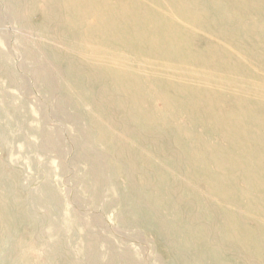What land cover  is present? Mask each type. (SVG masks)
Returning <instances> with one entry per match:
<instances>
[{"label":"rangeland","instance_id":"374dc122","mask_svg":"<svg viewBox=\"0 0 264 264\" xmlns=\"http://www.w3.org/2000/svg\"><path fill=\"white\" fill-rule=\"evenodd\" d=\"M135 3L126 18L142 13L138 3L151 5L149 0ZM160 12L167 17L173 14L165 5ZM12 14L20 15V21L14 20ZM42 17L41 10L31 7L26 0L13 5L0 0V264H194L191 250H183L180 244L182 234L195 229L209 240L213 237L211 241L216 243L228 241L218 255L221 264H264V181L261 186H247L245 180L249 176L239 172L235 174L236 180L230 179L232 174L225 169V162L230 164L229 160L223 159L224 163L219 164L216 157V153L224 154L228 150L229 144L223 137L226 132L212 128L217 137L210 136L211 127L198 119V127H193L190 119L178 115L175 103L185 99L177 92L176 97L163 100L168 125L177 128L171 136L170 156L152 138L154 163L147 160L141 174L133 175L129 164L126 161L119 164L105 145L86 144L84 134L94 130L87 118L94 117H91V106L83 105L80 98L86 93L91 97L94 91L70 88L64 76V70H75L81 71L78 75L84 77L82 72L88 71L85 67L101 64L131 69V65H145L147 70L142 72L148 76L170 74L167 77L179 79V74L188 71L205 73L199 65L208 64L193 65L170 55L143 53L135 40L143 41L147 32L131 35L125 47L113 42L109 33L99 43L86 45L83 39L73 46L65 36L56 37L51 24L43 22ZM230 25L231 33L240 38L242 45L233 48L227 42L230 48L216 58L219 63L211 65H227L222 71L225 80L232 77L234 67L245 65L248 71L246 74L235 72V80L253 83L256 78L252 75V65H262V49L258 43L262 40L253 37L250 41L244 35V27L252 26L255 35L263 34L264 17L247 12L239 23L230 22ZM125 27L121 31L126 35L136 31L131 21L121 29ZM207 38L224 48L225 39L221 41L217 35ZM157 39L161 46L158 35ZM149 41L150 37L146 42ZM205 42L199 38L193 44L202 50L207 45ZM102 84L94 94L104 103L102 110H110L116 101L103 99L106 87ZM227 99L229 96L224 95L223 101ZM242 112L240 109L237 114L236 109V119L242 118ZM257 112L255 120L260 116ZM260 129H263L259 137L264 148V125ZM44 135L50 137L46 147L41 146ZM200 142L206 145L199 146ZM245 146L239 158L244 157ZM262 152L264 156V149ZM186 159H191L195 167H189L182 185L176 180L185 174L181 167ZM260 164L264 168V163ZM118 170L120 176L116 175ZM97 172L103 182L101 190L90 175ZM121 181L127 187L119 192L115 189ZM127 194L138 199L134 200L133 208L123 203ZM193 205L192 214L183 210L186 215L180 221L175 213L178 206L185 209ZM224 210L225 217L235 223V232L232 236L223 232L215 240L214 230L220 228L219 215L223 217ZM142 214H150L153 219L144 221L138 216ZM154 221L172 225L168 228L176 239L168 241H176L178 252L167 249ZM191 247L203 246L195 242ZM178 257L184 260L174 262ZM207 258L203 264H212V257Z\"/></svg>","mask_w":264,"mask_h":264},{"label":"bare ground","instance_id":"6f19581e","mask_svg":"<svg viewBox=\"0 0 264 264\" xmlns=\"http://www.w3.org/2000/svg\"><path fill=\"white\" fill-rule=\"evenodd\" d=\"M7 1L13 5L19 0ZM135 1L139 2L140 0H26L31 7L41 10L42 21L51 24L56 37L65 36L73 46L82 42L83 39L86 41L84 42L86 45L88 43H99L101 37L105 33H109L112 35L113 42L120 47H125L129 44L131 35L134 37L147 32L148 34L144 35L143 41L135 40L138 49H141L143 53L152 54L153 56L170 55L179 62L187 61L193 65L198 63L208 64L199 65V69L205 70V73L188 71L179 74V79H174V76L167 77L170 74H166L164 77L148 76L142 72L147 70L145 65H131L132 69L102 64L96 67H85L88 68V71L82 72L84 77L78 75L81 71L64 70V76L68 79L66 83L70 88H75L78 91L93 90L94 93H98L99 85L102 82V86L106 87L103 99L116 101L112 109L103 111L102 108H105L104 103L101 104L94 93L91 97L88 93L85 97L81 96L80 100H83V105L86 103L91 106V117H94V119L87 118L95 133L88 130L84 134L86 144L105 145L108 153L119 160V164L121 161H126L132 174L140 175L147 160L154 163L151 152L152 138L162 152H167L169 156L171 154L169 144L172 140L171 136L177 128L174 126L169 127L167 122L169 116L166 120L168 113L163 108L166 107L163 100L168 97H176V93L179 92L185 100L175 103L178 105L176 108L178 115L181 114L188 120L190 119L193 127H198L197 119L200 123L211 127L210 129L206 127L211 133L210 136L217 137L211 130L212 128L227 133L223 137L226 139V143L229 144L228 150H225L224 154L223 152L221 154L216 153V157H218L219 164L224 163L223 159L229 160L230 164L225 162V169L228 174H232L230 179L236 180L237 175L235 174L237 172L246 173L249 176L245 180L247 186H261L262 180L264 181V168L260 163H264L262 154L264 148L259 132L263 130L260 129V126L264 125V74L261 71L264 70V37H262L264 33H258V36L252 32V26L244 27V35L250 41L253 37L258 41L262 40V44L257 41L262 49V65H252V75L256 78L253 83L250 81L242 83L235 80V72L246 74L248 68L245 65L234 67L235 71L232 77L225 80L222 71L226 69L227 65L211 64L219 63L216 58L230 48L227 42H231L233 48L242 45L240 38L231 33L233 29L230 22L239 23L241 16L247 12H250L253 16L264 17V0H149L151 2L150 6L138 3L142 13L137 12L136 16L126 18L132 12V4H137ZM164 5L170 7L173 13L172 16L167 17L160 12L163 10ZM12 18L19 22L21 16L12 14ZM129 21L135 25L136 31L134 30L131 34L126 35L121 30L125 31L127 27L121 29V26ZM157 35L162 43L161 46L157 44L159 41ZM211 35H217V39L221 41L225 39L226 41L223 42L224 48L218 42L207 38ZM148 37H150V41L147 43ZM199 38L204 39L205 44H207L202 50H197L193 44ZM134 68L141 71H136ZM201 80H205L206 83ZM220 86H223V88H220ZM224 95H228L229 100L223 101ZM236 109L237 114L240 113V109L243 110L241 119H236V116H234L236 115ZM258 110L260 112H257ZM100 111L103 112L99 114ZM256 112L260 113L258 120H255L254 117ZM254 121L255 124L253 125ZM130 131L132 132L131 135ZM134 134L137 135V138L133 137ZM44 136L42 147H46L50 139L49 136ZM205 145L202 142L199 143V146L204 147ZM244 146L246 149L245 154L243 153L244 157L239 158L240 151ZM256 147L259 150H256ZM194 154L199 155L195 151ZM200 157L202 156L200 155ZM184 162L182 161L181 169L185 174L179 175L176 180L182 185H185L186 179H183V177L188 175L189 167L191 165L195 167L191 159H186ZM164 166L165 164L162 167L164 168ZM90 175L99 185L98 189L101 190L103 182L100 179V172L90 173ZM116 175L120 176L121 172L116 171ZM148 178L153 181L151 177ZM160 178L163 180L165 177ZM117 179L115 178V180ZM124 186L127 187L126 183L121 181L120 187H116L115 190L120 192ZM180 187L179 185L177 188ZM152 194L151 192L150 195ZM136 199L133 195L127 194L123 197V203H127L128 206L130 205L133 208ZM178 208L175 213L181 221L183 220L182 217L186 215L182 211H188L187 214L191 215L190 211L193 210L194 205L185 209H180L179 206ZM214 212L220 214V212ZM226 215V210H224L223 217L219 215L221 223L220 228L214 230L215 240H218L217 238L223 232L228 233L227 235H234L235 223L226 218ZM138 216L144 221L153 219L150 214ZM154 224L156 232L162 236V242L168 245L167 249L178 252L176 241H168L176 239V237H172L174 232L168 228L172 225L170 223L165 225L162 221H154ZM211 240H213V237ZM211 240L201 235V231L195 229V232L187 231L182 234L180 247L183 250H191L190 256L193 257L194 264H203L207 256L208 258L212 257V264H221L218 255H221V248L223 249L228 241L219 244ZM195 242L203 247L198 249L191 247L195 245ZM90 250L93 251L92 246H90ZM183 260L184 258L178 257L174 262L180 263ZM127 264L132 263L127 262ZM222 264H240V262H222Z\"/></svg>","mask_w":264,"mask_h":264}]
</instances>
